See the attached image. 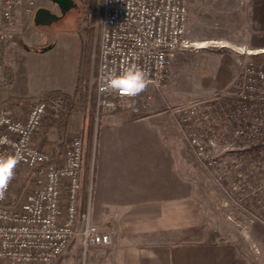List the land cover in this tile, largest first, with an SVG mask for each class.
<instances>
[{
  "label": "built area",
  "instance_id": "obj_1",
  "mask_svg": "<svg viewBox=\"0 0 264 264\" xmlns=\"http://www.w3.org/2000/svg\"><path fill=\"white\" fill-rule=\"evenodd\" d=\"M188 1L103 0L96 17L97 121L136 110L163 89L173 58L191 46ZM35 11L36 0H0V47L14 40L18 16ZM130 70L144 73L143 91L107 89L110 76ZM166 110L217 186L227 219L242 231L264 227V65L249 61L222 95ZM54 116L43 102L18 110L0 104V264H56L74 240L84 256L111 244L91 221L89 196L81 212L83 138L71 139L57 157L42 145L43 126Z\"/></svg>",
  "mask_w": 264,
  "mask_h": 264
},
{
  "label": "rangeland",
  "instance_id": "obj_2",
  "mask_svg": "<svg viewBox=\"0 0 264 264\" xmlns=\"http://www.w3.org/2000/svg\"><path fill=\"white\" fill-rule=\"evenodd\" d=\"M249 2L250 0H190L186 37L191 46L173 58L163 89L153 95L152 101H142L136 110L110 115L123 114L127 117L124 120L127 121L151 114H161L162 120L167 121L169 126L180 133L174 119L167 112V107L173 109L185 107L222 95L238 76L241 68L250 61V55L264 54V48L252 44L251 38L254 33L246 18ZM39 8H45L57 16L62 14L61 9L45 0H36V9ZM97 15L98 12L93 23L85 22L87 16L75 2L71 11L47 27H36L33 24V16L20 15L21 18L16 22L14 42L11 41L13 43L9 42L3 47L2 60L4 66L11 69V77L8 84L0 86V104H9L16 109L21 105L19 102H23L25 98L36 97L53 88L68 89L73 83L74 72L79 63L81 42L85 40L84 32L93 29L94 46L98 45ZM1 79L4 81L3 77ZM88 81L90 85L94 84L92 73ZM106 118L102 115L97 121L94 117L91 167L94 150H97L96 135L98 130L100 133L103 128L102 123ZM147 119L148 121H143V125L153 122ZM124 120L119 117V120L112 122ZM87 125L88 121L84 119L81 110L74 113L64 138V145L80 136L85 141L86 148ZM57 139L51 134L42 140V145L56 142ZM177 141L179 147L180 141L179 139ZM183 142L185 145H181L183 150L181 159L185 165L184 175L185 178L189 177V181L193 179L190 185L194 186V191L200 195L198 196L201 198L202 209L208 219L211 223L215 221L221 227L227 226L230 231L236 232L240 243L250 249L256 258L253 264H264V227L251 224L242 231L236 221L233 223L227 219L230 210L221 205L222 200L217 186L212 183L208 173L198 164L194 155L187 150L186 142L184 140ZM176 153L172 152L174 157L172 161H175ZM22 180L23 178L17 180L13 185L10 199L20 193ZM91 221L93 223L92 206ZM253 247H257L259 255L255 254ZM92 248L89 249L91 253L94 250ZM87 256H84L80 242L74 240L56 264H88L92 257Z\"/></svg>",
  "mask_w": 264,
  "mask_h": 264
},
{
  "label": "crops",
  "instance_id": "obj_3",
  "mask_svg": "<svg viewBox=\"0 0 264 264\" xmlns=\"http://www.w3.org/2000/svg\"><path fill=\"white\" fill-rule=\"evenodd\" d=\"M19 103L16 110L32 106ZM119 117L127 119L110 115L96 135L88 196L93 223L111 244L93 247L88 264H253L256 258L238 234L211 223L203 211L193 179L184 175L180 133L161 114L112 122ZM147 118L153 122L143 125ZM172 152H178L175 161Z\"/></svg>",
  "mask_w": 264,
  "mask_h": 264
},
{
  "label": "trees",
  "instance_id": "obj_4",
  "mask_svg": "<svg viewBox=\"0 0 264 264\" xmlns=\"http://www.w3.org/2000/svg\"><path fill=\"white\" fill-rule=\"evenodd\" d=\"M73 1L85 12L87 17H85L84 21H90L91 23H93L95 14H97L103 2V0ZM246 18L251 27L250 29L254 33L251 38L253 46L264 48V0H250L246 10ZM83 37L85 40L81 42L80 59L74 72L72 90L69 92L51 90L39 96L24 99L23 101L29 105H33L36 102H43L54 110V119L43 126L41 134L43 139L51 134H54L58 138L56 142H44L52 148L54 157L60 155L64 147V138L72 115L78 110H81L84 114V119H87L88 125L86 126L85 133L86 148L84 151L82 171L81 212L86 209L89 187L93 184L96 169V150H94L93 167L90 166V161L92 157L91 137L96 111V76L98 65V45L94 46L93 29L84 32ZM2 53L3 47H0V66L1 75L4 78L2 85H4L9 82L11 69L4 66ZM249 59L255 63L264 64V54L250 55ZM91 73L94 75L93 85H90L88 81Z\"/></svg>",
  "mask_w": 264,
  "mask_h": 264
},
{
  "label": "clouds",
  "instance_id": "obj_5",
  "mask_svg": "<svg viewBox=\"0 0 264 264\" xmlns=\"http://www.w3.org/2000/svg\"><path fill=\"white\" fill-rule=\"evenodd\" d=\"M146 78L139 70H130L120 75H112L108 78L107 89L113 91L127 90L131 96L143 91L146 86Z\"/></svg>",
  "mask_w": 264,
  "mask_h": 264
},
{
  "label": "water",
  "instance_id": "obj_6",
  "mask_svg": "<svg viewBox=\"0 0 264 264\" xmlns=\"http://www.w3.org/2000/svg\"><path fill=\"white\" fill-rule=\"evenodd\" d=\"M51 4L57 6L62 10L61 16H57L51 13L49 10L45 8L36 9L33 15V24L36 27H47L57 22L61 17H63L66 13L71 11L74 8L73 0H47Z\"/></svg>",
  "mask_w": 264,
  "mask_h": 264
},
{
  "label": "flooded vegetation",
  "instance_id": "obj_7",
  "mask_svg": "<svg viewBox=\"0 0 264 264\" xmlns=\"http://www.w3.org/2000/svg\"><path fill=\"white\" fill-rule=\"evenodd\" d=\"M45 1H47V0H45ZM47 2L50 3L49 1H47ZM50 4H51V3H50ZM52 5H53V4H52ZM53 6H55V5H53ZM61 11H62V10H61ZM66 14H67V13H66ZM66 14H65V15H66ZM65 15H64V16H65ZM59 16H60V15H59Z\"/></svg>",
  "mask_w": 264,
  "mask_h": 264
}]
</instances>
